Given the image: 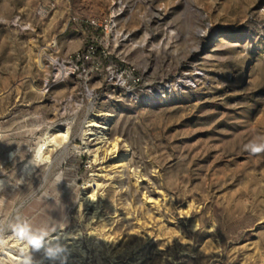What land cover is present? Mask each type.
I'll list each match as a JSON object with an SVG mask.
<instances>
[{"label":"rangeland","instance_id":"obj_1","mask_svg":"<svg viewBox=\"0 0 264 264\" xmlns=\"http://www.w3.org/2000/svg\"><path fill=\"white\" fill-rule=\"evenodd\" d=\"M90 18H111L110 33ZM91 42L98 68L60 74ZM126 68L142 83L119 85ZM90 117L128 154L104 163L88 228L93 205H79L103 173L84 150ZM67 126L66 147L35 161ZM253 142L264 144V0H0V264H17L1 242L25 241L30 198L67 203L61 231L81 233L82 264H264V151ZM37 251L26 249L31 264L44 262L43 241Z\"/></svg>","mask_w":264,"mask_h":264},{"label":"bare ground","instance_id":"obj_2","mask_svg":"<svg viewBox=\"0 0 264 264\" xmlns=\"http://www.w3.org/2000/svg\"><path fill=\"white\" fill-rule=\"evenodd\" d=\"M61 69L62 68L58 67ZM60 72V73H61ZM87 125L85 129L83 130V136H87L89 138V141L92 142L91 146H84V150H86L89 155L91 162L94 164H99V170L103 173H92L91 178L88 180V184L92 187L90 193L83 198V202L80 203L79 208L83 205L90 204L92 206L91 213L87 217V227L89 228L91 226V223L94 220H97L100 218V206H99V200H98V191L101 187V184L96 181L97 178H105V166L104 163L107 160H123L127 154H128V148L127 145H122L121 141L118 137H115L111 140H108L105 136V132L107 130V126L99 127L101 130H94L93 128L98 127L96 122L92 117H90L86 121ZM70 137V128L69 126L64 127L63 129L59 130L55 133H47L46 136L41 140V143L38 144L35 151V161L38 162H48L49 159V153L60 146L66 147ZM122 147H124V152H121ZM13 152L9 154V156H13ZM27 169V166L24 168ZM30 171V170H29ZM1 183V181H0ZM137 181H135V184ZM3 185V184H2ZM0 185V186H2ZM95 203V204H94ZM129 214L127 213V217ZM126 217V218H127ZM93 224V223H92ZM80 232H69V231H59L55 233L54 235L48 237L43 242V247L46 250V256L45 260L41 264H51L53 260H56L57 262H60L63 257L67 256H73V254H76L77 259L75 260L78 264H82L84 257L86 255V251L82 249L81 242L78 241ZM90 234L101 236L100 232H91ZM102 238V237H100ZM107 239V238H106ZM104 239V241H106ZM1 250L5 254V257L10 260L12 263L20 264V262L28 258L26 254V245L27 243L25 241H20L18 238H14L13 241L8 245V242L6 240L1 242ZM63 245V246H69L68 249H66L64 252H58L57 259H52L48 249L53 248L55 249L57 245ZM97 246L98 242L95 243ZM15 251H18L20 253L19 256L15 254ZM105 253L109 255V250L105 249ZM110 259L113 260V257L110 255Z\"/></svg>","mask_w":264,"mask_h":264},{"label":"crops","instance_id":"obj_3","mask_svg":"<svg viewBox=\"0 0 264 264\" xmlns=\"http://www.w3.org/2000/svg\"><path fill=\"white\" fill-rule=\"evenodd\" d=\"M19 213L20 229H26L30 235L40 237L42 243L67 224L68 206L66 202L57 198H30L21 205ZM27 249L31 259L32 255L39 252L33 245H27Z\"/></svg>","mask_w":264,"mask_h":264},{"label":"built area","instance_id":"obj_4","mask_svg":"<svg viewBox=\"0 0 264 264\" xmlns=\"http://www.w3.org/2000/svg\"><path fill=\"white\" fill-rule=\"evenodd\" d=\"M112 20L104 19L101 22L96 18H90L86 20L87 26L90 27H99L101 31L104 32L105 35H108L111 31ZM54 46V45H53ZM95 53V47L93 43L87 44L86 48L81 51H75L73 53L68 54L65 58L61 59L58 64V67L62 68V73L65 74L69 69H71L72 73L76 70L81 69L85 70L84 64L87 62H92V67L94 69L98 68V62L93 61V55ZM117 83L122 86H136L142 83L141 77L135 72L134 68H126L124 69L119 76L116 78Z\"/></svg>","mask_w":264,"mask_h":264},{"label":"clouds","instance_id":"obj_5","mask_svg":"<svg viewBox=\"0 0 264 264\" xmlns=\"http://www.w3.org/2000/svg\"><path fill=\"white\" fill-rule=\"evenodd\" d=\"M249 150L252 152V153H259L261 151H264V144H257V143H250L248 146ZM17 236H19L21 239H24L27 241V245H33L37 248L40 247V244H41V238L38 237V236H33V235H30L26 229H18L17 232H16ZM26 245V247H27ZM66 249H65V246L63 245H57L55 249L53 248H49L48 249V252L51 256L52 259H57V253L58 252H64ZM62 259H66V257H63ZM20 264H31L30 262V258H25L23 259Z\"/></svg>","mask_w":264,"mask_h":264}]
</instances>
